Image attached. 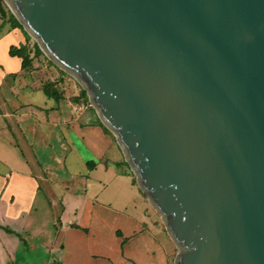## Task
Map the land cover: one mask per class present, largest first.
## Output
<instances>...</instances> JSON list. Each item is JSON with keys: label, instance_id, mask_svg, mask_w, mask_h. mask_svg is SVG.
Instances as JSON below:
<instances>
[{"label": "water", "instance_id": "obj_1", "mask_svg": "<svg viewBox=\"0 0 264 264\" xmlns=\"http://www.w3.org/2000/svg\"><path fill=\"white\" fill-rule=\"evenodd\" d=\"M115 135L174 264H264V0H3Z\"/></svg>", "mask_w": 264, "mask_h": 264}, {"label": "crops", "instance_id": "obj_2", "mask_svg": "<svg viewBox=\"0 0 264 264\" xmlns=\"http://www.w3.org/2000/svg\"><path fill=\"white\" fill-rule=\"evenodd\" d=\"M21 46L25 68L10 52ZM32 48L0 15V264H36L22 256L38 247L42 264H172L177 250L114 134L77 110L81 87Z\"/></svg>", "mask_w": 264, "mask_h": 264}, {"label": "rangeland", "instance_id": "obj_3", "mask_svg": "<svg viewBox=\"0 0 264 264\" xmlns=\"http://www.w3.org/2000/svg\"><path fill=\"white\" fill-rule=\"evenodd\" d=\"M0 5L4 8V11L8 14H10L11 16L13 15V13L10 11V9L8 8V6H7V4L3 1V0H0ZM23 28V27H22ZM28 35V34H27ZM28 37L30 38V42H32V49L34 50V52L36 53L35 55H36V57L39 55L40 57L39 58H41V60H47L48 62H50L52 65H53V67L51 68V70H53V71H55V72H58V71H62V72H64L60 67H58L55 63H53L42 51H41V49L39 48V46H38V44H37V42L35 41V39L32 37V36H30V35H28ZM37 47L40 49V52L38 53V52H36V49H37ZM40 62V61H39ZM66 73V72H65ZM67 74V73H66ZM67 77H69V78H71V80L72 81H74L75 82V84H77V86H79V87H81V89H82V91H83V95L85 96V97H81V99L80 98H78V101H77V104H79V106L81 105V104H83V105H87V104H91L90 103V100H89V97H88V94H87V92L85 91V89L81 86V84L74 78V77H72L70 74H67ZM87 108V107H86ZM88 108H92L93 110H94V108L92 107V105L91 106H88ZM96 112V111H95ZM115 136V135H114ZM129 166V165H128ZM130 168V167H129ZM131 169V168H130ZM132 171V170H131ZM132 174H133V172H132ZM133 176H134V180L136 181V177H135V175L133 174ZM51 216L50 217H47V213H45L44 214V218L46 219V222H47V224H46V226H45V228H46V230H45V238L48 236V234H47V232H49V234L50 235H53V232H54V230H53V226H52V221H53V219H52V214H50ZM165 227V226H164ZM43 237H44V234H43ZM36 241H41V236H39L38 237V240H36ZM173 242V241H172ZM174 244V243H173ZM40 246V245H39ZM174 246H175V244H174ZM175 248H176V246H175ZM176 250H177V248H176ZM177 253V252H176ZM176 255V254H175ZM48 256V253H43L42 252V249L41 248H36V250L34 251V252H29V253H25V254H23V259H32V260H34L35 262H36V264H42V262H43V260L44 259H46V257ZM174 259H175V256H173V260H172V264H174Z\"/></svg>", "mask_w": 264, "mask_h": 264}, {"label": "trees", "instance_id": "obj_4", "mask_svg": "<svg viewBox=\"0 0 264 264\" xmlns=\"http://www.w3.org/2000/svg\"><path fill=\"white\" fill-rule=\"evenodd\" d=\"M4 13H5V11H4V8L0 5V15H4ZM12 17H13V20H14V22L17 24V25H20L21 26V24L18 22V20L15 18V16L14 15H12ZM22 27V26H21ZM10 52H12L13 54H18L20 57H22V67H28L29 65H30V62H31V60H30V58H29V56H28V54H26V52H25V49H24V47H19V48H15V49H13V48H11L10 49ZM36 52H40V49L37 47V49H36ZM7 232H10V233H14L11 229H9V228H4ZM51 264H62L61 262H58V261H56V262H52Z\"/></svg>", "mask_w": 264, "mask_h": 264}, {"label": "built area", "instance_id": "obj_5", "mask_svg": "<svg viewBox=\"0 0 264 264\" xmlns=\"http://www.w3.org/2000/svg\"><path fill=\"white\" fill-rule=\"evenodd\" d=\"M32 51L34 52L33 49H32ZM88 106H91V104H87V105H83V104H81V105L77 108V110L82 111L83 109H85V108L88 107Z\"/></svg>", "mask_w": 264, "mask_h": 264}]
</instances>
